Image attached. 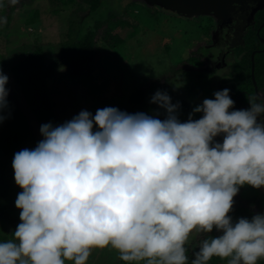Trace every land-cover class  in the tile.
Masks as SVG:
<instances>
[{
  "label": "clouds",
  "instance_id": "clouds-1",
  "mask_svg": "<svg viewBox=\"0 0 264 264\" xmlns=\"http://www.w3.org/2000/svg\"><path fill=\"white\" fill-rule=\"evenodd\" d=\"M8 80L0 69V113ZM229 91L204 99L193 109L202 118L187 122L157 91L151 102L167 110L164 120L105 107L41 125L44 139L14 156L21 223L0 243V264H87L94 249L109 246L126 264H189L190 234L214 228L222 235L204 239L191 264H257L264 214L233 222L229 213L241 187L264 186V103L248 96L249 109L230 111Z\"/></svg>",
  "mask_w": 264,
  "mask_h": 264
},
{
  "label": "rangeland",
  "instance_id": "rangeland-1",
  "mask_svg": "<svg viewBox=\"0 0 264 264\" xmlns=\"http://www.w3.org/2000/svg\"><path fill=\"white\" fill-rule=\"evenodd\" d=\"M5 1L8 5V0ZM93 1L20 0L11 5L13 10L6 18L7 22L0 24V58L5 59L6 53L11 51L7 64L32 45H40L45 57L53 58L58 55L60 45L77 40L93 29L95 58L89 70L71 78L60 66L46 80L47 96L58 121H70L82 110L94 116L98 109L117 108L137 89L143 88L150 97L157 91L166 92L174 105L181 101L198 104L206 98L215 99L214 93L221 91L219 87L225 89L230 84L226 85L221 77L233 73L234 64L240 62V59L237 61L238 51H232L227 58L228 65L221 71H208L204 63L196 68L197 71L190 69L196 61L191 52L195 51V42L203 40L204 33H209L204 17L194 18L192 11L187 13V10L166 7L161 0H96L95 8L91 6ZM0 18H4L1 12ZM103 30L108 33L104 35L105 39L101 36ZM206 42L200 46L211 44V41ZM221 46L223 48V44ZM198 68L207 72L198 71ZM259 69L264 73V65ZM3 74L8 76L11 90L31 130L43 137L22 94L11 82L8 72ZM261 94L264 97V90ZM156 105L157 109H163ZM258 121L264 122V119ZM94 130H99V126L95 125ZM239 195L240 201L236 195L234 205L244 204L241 198L251 196L256 199L244 206L256 214H264V186L257 189L246 185ZM17 196L8 206L10 215L15 216L20 211L15 204ZM4 203L6 200L0 197V205ZM7 220L5 223L0 218V233L6 234L2 243L14 238L7 236L10 228ZM196 235L195 231L190 234L186 244L193 252L199 248ZM118 254L110 246L94 249L87 264H116ZM65 264L73 262L66 261Z\"/></svg>",
  "mask_w": 264,
  "mask_h": 264
},
{
  "label": "trees",
  "instance_id": "trees-1",
  "mask_svg": "<svg viewBox=\"0 0 264 264\" xmlns=\"http://www.w3.org/2000/svg\"><path fill=\"white\" fill-rule=\"evenodd\" d=\"M5 2L6 1L3 0L4 7L0 8V12L4 18H8L13 10V7L9 5V3L7 5ZM95 3L96 0L91 3L93 8H95ZM104 35L107 36L108 33L103 30L101 35L102 39H105ZM95 40V33L91 28L79 39L77 38V40L60 45L57 48L58 55L53 58H46L40 45H32L31 48L27 47L26 51L20 53V56L9 64L7 63L11 51L6 53L5 59L0 58V69H2L3 73L5 71L8 72L11 82H13L18 91L22 94L31 117L34 119L39 130L43 124H51L53 127L63 124L57 120L52 112V104L47 96L48 91L46 80L51 77L55 70L60 66L64 67L65 74L68 77L72 78L75 76H82V73L88 71L94 61L95 48L93 46ZM202 42L203 40L195 42V47L199 48ZM262 53L263 52L255 56V65L256 61L258 65H254V79L257 88H259L258 90L260 91H263L262 89H264V74L259 69V67L264 64V53ZM194 57H196V54ZM249 57L250 51H247L245 52L244 57L240 59V62L235 64L233 67L232 77L229 79L230 84L225 88L230 90L229 95L234 101L238 93L245 90V92L239 96L236 107L234 109H230V111L241 110L244 103L246 104L248 94H253L254 89L252 88L249 77ZM242 82L245 84L241 85ZM10 85L11 84L9 82L6 84V88L9 91V95L7 97L8 107L0 113V115L5 117L3 122H0V197L4 198L7 202L0 205V218L2 221H5V223L8 219L7 222L10 223V228L9 231H7V236L13 237L17 225L21 223L20 212L22 211L19 209L20 211L15 216L8 213V206L12 204L13 198L22 190V188L15 182V173L13 168L14 156L17 152L25 148L30 150L34 149L38 142L43 140L44 137L35 135V133L31 130L28 119L23 114L19 106L20 103L14 96ZM219 89L221 91L224 90L221 86ZM151 101L152 97L148 96L143 88L137 89V91L131 94V96L126 101H123L117 108L120 111L127 112L129 114L142 112L161 120L166 119L168 115L167 110L164 108L162 110L157 109L156 103H152ZM177 105L178 109L176 115L181 122H187L190 114H192V119L194 120H198L203 116V113H193V109L202 105V103L194 104L184 103L181 101ZM215 140L217 142L223 141V135L216 137ZM245 187L246 185L241 187L239 193L245 189ZM239 193L237 196L240 201L241 196ZM241 199L244 201V204L234 205V208L229 213L233 222H237L239 218H247L251 220L253 216L257 215L248 206H244L247 203L253 202L256 198L250 196L247 198L243 197ZM220 235H222V232L214 228L212 233H197L196 239L199 242L200 247L204 239L218 237ZM5 237L6 234L1 232V243V240H4ZM186 248V254L189 257V264H191V260L194 259L195 252H193L191 247L188 245H186ZM226 262L227 259L213 257L209 261V264H225ZM116 264H126V262L120 260L119 254ZM257 264H264V258L258 260Z\"/></svg>",
  "mask_w": 264,
  "mask_h": 264
},
{
  "label": "flooded vegetation",
  "instance_id": "flooded-vegetation-1",
  "mask_svg": "<svg viewBox=\"0 0 264 264\" xmlns=\"http://www.w3.org/2000/svg\"><path fill=\"white\" fill-rule=\"evenodd\" d=\"M206 5H209L207 11L195 13L194 18L200 19L204 17L203 19L206 23V30L209 29V33H204L203 41L205 42L207 40L206 43L211 41V44L208 46L202 44L203 47L198 46L199 48H195V51H192L194 52L192 54L193 56L196 54L195 58L198 63L195 62L194 65H191L190 69L197 71L196 68L204 63V65L208 66V71L212 69L221 71L228 65L227 58L232 54V51L235 50L239 52L237 61L244 57L245 52L250 51L249 60L250 65L253 64L254 78V58L257 54H260L261 52L264 53V0H214L211 2L209 1ZM222 44L223 48L221 46ZM203 48L206 50L204 51ZM198 71L206 70L198 68ZM231 77L232 73L230 75L222 76L221 79L227 85ZM255 88H257L256 82ZM255 88H253V94H248V96H258L259 99L257 102L264 103V97L262 96L261 91L258 90L259 88L255 91ZM243 92H245V90L240 91L238 93L239 96ZM239 96L237 99L235 98V107ZM250 106L247 97L246 104L244 103L243 108L241 109L246 110L249 109L248 107ZM263 119L264 115L258 117V120ZM220 142L222 143L223 141Z\"/></svg>",
  "mask_w": 264,
  "mask_h": 264
},
{
  "label": "water",
  "instance_id": "water-1",
  "mask_svg": "<svg viewBox=\"0 0 264 264\" xmlns=\"http://www.w3.org/2000/svg\"><path fill=\"white\" fill-rule=\"evenodd\" d=\"M209 1L211 2L214 0H161L162 4L165 5L166 7L170 6L183 11L187 10L186 11L187 13H192V12L202 13L204 11H207L209 5L206 4L209 3ZM250 79L253 88H255V81L253 78V64L250 65ZM255 91H257V88H255Z\"/></svg>",
  "mask_w": 264,
  "mask_h": 264
}]
</instances>
